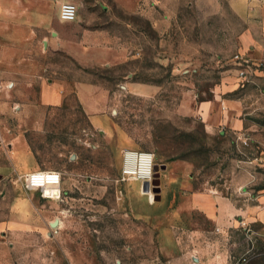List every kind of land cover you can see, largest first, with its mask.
<instances>
[{
  "label": "rangeland",
  "instance_id": "rangeland-1",
  "mask_svg": "<svg viewBox=\"0 0 264 264\" xmlns=\"http://www.w3.org/2000/svg\"><path fill=\"white\" fill-rule=\"evenodd\" d=\"M136 2V13L117 0H83V7L78 6L96 14L86 26L105 29L106 37L126 49L128 57L119 65L85 68L65 52L50 51L42 34L26 38L23 45L0 31V101L12 105L7 106L10 111L0 108V162H10L7 143L19 136L38 164L33 172L57 176L44 187L52 198L32 188L41 202V226L12 239L14 244L6 249L9 264H169L160 227L149 216L162 202L153 191H145L141 181L122 179L126 150L150 152L156 164H166L162 186L174 162L193 165L195 189H200L233 175L241 160L256 178L253 188L264 191V138L227 127L208 132L197 113V103L212 99L219 89L232 96L263 94L255 84L243 86V81L233 91L224 88L241 68L236 55L242 54L246 21L229 0ZM8 44L13 52L4 57L2 49ZM263 68L256 62L250 77ZM55 80L68 84L64 100L58 106L44 105L43 85ZM77 80L105 88V114L93 119L102 129L92 124L76 98L72 88ZM138 84L152 90H136ZM186 93L195 99L194 110L181 107ZM87 94L92 100L94 91ZM263 111L251 115L263 125L262 135ZM0 183V219H6L9 197L18 191L8 181ZM164 204L167 208L166 199ZM57 218L60 224L52 228ZM261 227H250L258 233L233 231L232 264L242 257L248 259L246 264H264Z\"/></svg>",
  "mask_w": 264,
  "mask_h": 264
},
{
  "label": "crops",
  "instance_id": "crops-1",
  "mask_svg": "<svg viewBox=\"0 0 264 264\" xmlns=\"http://www.w3.org/2000/svg\"><path fill=\"white\" fill-rule=\"evenodd\" d=\"M66 1L71 0H0L1 34L17 37V44L23 45L26 38L40 37L42 34L50 51L65 52L85 68L121 64L128 57L126 49L118 42V45L115 44L113 38L106 37L105 29L84 24L87 20L95 19L96 14L87 13L86 9L79 10L84 5L83 0H74L78 9L76 20L60 18L61 3ZM117 1L124 9L136 13L137 0ZM229 2L234 12L249 26L247 33L241 37L242 55L264 66V0ZM37 40L40 42L39 38ZM8 45L2 49L4 57L13 52L11 45ZM235 74V80L225 85V90L233 91L243 81V86L255 84L263 94L255 98L242 92L241 95L232 96L221 93L219 89L212 99L197 103V113L208 132L227 127L240 135L243 131L250 132L254 138L262 140L263 125L256 124L257 119L251 115L264 110V68L256 70L254 78L250 75L249 78L240 77L237 69ZM74 84L72 90L92 124L102 129L93 119L105 114V88L92 81L77 80ZM67 88V82L60 80L44 84L41 103L60 105ZM151 88L138 84L136 90L149 92ZM88 91H94L92 100L88 97ZM194 103V97L186 93L181 107L188 105L194 110ZM9 105L12 106L10 100L0 101V108L6 106L10 111ZM2 133L0 129V138H3ZM19 139L18 136L7 143L10 162L6 165L0 162V182L8 181L18 191L9 197L8 218L0 219V264H9L6 249L14 244V237L31 235L41 226V202L26 179L28 173L38 170V164L33 153L25 145L21 146ZM30 156L33 162L29 161ZM235 166L233 175L208 183L200 189H195L193 165L190 162H174L165 171L166 182L161 185V200H158L162 202L158 205L162 208L149 216L160 227L162 249L170 255L169 264H232L233 231L249 226L250 231L258 233L259 229L252 230L250 227L259 223L264 228V191L253 188L256 178L248 162L240 160ZM165 199L167 208H163L166 207Z\"/></svg>",
  "mask_w": 264,
  "mask_h": 264
},
{
  "label": "built area",
  "instance_id": "built-area-1",
  "mask_svg": "<svg viewBox=\"0 0 264 264\" xmlns=\"http://www.w3.org/2000/svg\"><path fill=\"white\" fill-rule=\"evenodd\" d=\"M59 16L62 20L66 21L76 20L78 17L77 6L68 1L61 3ZM236 59L240 61L239 64L241 65L239 76L242 78H249L250 70L256 62L242 54H237ZM155 164V157L150 152L126 150L124 152V160L121 170L122 179L124 181L139 180L142 185L146 182L152 183L155 175ZM35 177H43V179L41 182H35ZM47 177L48 172L36 171L28 174L26 179L30 187L41 188L43 190V196L47 197L44 191V187L50 183V180L47 179ZM52 197L53 196H49L47 198ZM247 261L248 259L246 257H242L235 261L234 264H246Z\"/></svg>",
  "mask_w": 264,
  "mask_h": 264
},
{
  "label": "water",
  "instance_id": "water-1",
  "mask_svg": "<svg viewBox=\"0 0 264 264\" xmlns=\"http://www.w3.org/2000/svg\"><path fill=\"white\" fill-rule=\"evenodd\" d=\"M155 175H154V179L152 181V183H144L143 184V189L145 191H150L152 190L155 194V200H161V190H162V187H161V170L162 169H166V164L162 165L160 167V165L158 164H155ZM51 227L54 228V227H58L59 226V219H55L54 221H52L50 223Z\"/></svg>",
  "mask_w": 264,
  "mask_h": 264
},
{
  "label": "clouds",
  "instance_id": "clouds-1",
  "mask_svg": "<svg viewBox=\"0 0 264 264\" xmlns=\"http://www.w3.org/2000/svg\"><path fill=\"white\" fill-rule=\"evenodd\" d=\"M42 179H43V177H35L34 178L35 182H41ZM47 179H49V180H55V179H57V176L54 174L52 176L47 177Z\"/></svg>",
  "mask_w": 264,
  "mask_h": 264
},
{
  "label": "bare ground",
  "instance_id": "bare-ground-1",
  "mask_svg": "<svg viewBox=\"0 0 264 264\" xmlns=\"http://www.w3.org/2000/svg\"><path fill=\"white\" fill-rule=\"evenodd\" d=\"M152 191V190H151ZM154 193V192H153ZM59 224H60V220H59Z\"/></svg>",
  "mask_w": 264,
  "mask_h": 264
}]
</instances>
